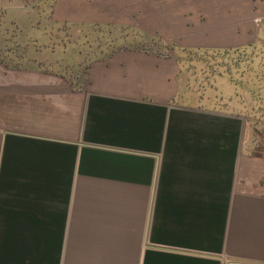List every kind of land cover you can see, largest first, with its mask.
Returning <instances> with one entry per match:
<instances>
[{
    "label": "crops",
    "instance_id": "crops-1",
    "mask_svg": "<svg viewBox=\"0 0 264 264\" xmlns=\"http://www.w3.org/2000/svg\"><path fill=\"white\" fill-rule=\"evenodd\" d=\"M144 1L54 0L47 19L187 26ZM39 61L0 60V264H264V149L244 115L187 102L173 54L117 52L80 84Z\"/></svg>",
    "mask_w": 264,
    "mask_h": 264
},
{
    "label": "rangeland",
    "instance_id": "rangeland-1",
    "mask_svg": "<svg viewBox=\"0 0 264 264\" xmlns=\"http://www.w3.org/2000/svg\"><path fill=\"white\" fill-rule=\"evenodd\" d=\"M162 2L174 13L178 8L190 11L187 17H174L175 27L186 23L182 32L155 33L148 12L140 18H126L124 26L110 22L53 29L47 18L54 0H0V60L27 65L40 58L39 65L45 69L77 73L80 84V73L91 62L117 52L141 51L157 57L173 54L179 63L178 79L185 100L244 115L264 149V0ZM21 10L35 15L28 13L21 18ZM24 23L45 29L47 40L37 46L25 38ZM160 29L158 23L157 31ZM181 41L239 47L179 48Z\"/></svg>",
    "mask_w": 264,
    "mask_h": 264
},
{
    "label": "water",
    "instance_id": "water-1",
    "mask_svg": "<svg viewBox=\"0 0 264 264\" xmlns=\"http://www.w3.org/2000/svg\"><path fill=\"white\" fill-rule=\"evenodd\" d=\"M225 264H252V263H245V262H238V261H228Z\"/></svg>",
    "mask_w": 264,
    "mask_h": 264
}]
</instances>
